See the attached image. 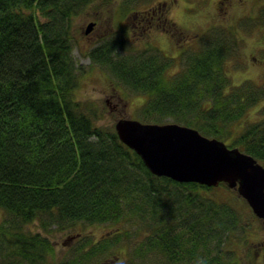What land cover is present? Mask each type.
<instances>
[{
    "label": "trees",
    "instance_id": "16d2710c",
    "mask_svg": "<svg viewBox=\"0 0 264 264\" xmlns=\"http://www.w3.org/2000/svg\"><path fill=\"white\" fill-rule=\"evenodd\" d=\"M147 1L123 0L122 9ZM97 2L0 0V264H99L115 250V238L108 237L56 262L50 239L25 230L36 221L62 229L141 224L147 236L128 253L131 264H233L227 249L240 221L232 208L201 195L216 189L154 176L113 128L100 124L97 105L78 100L88 71L73 55V25ZM169 21L161 14L156 25L176 35ZM125 37L114 34L88 57L116 91L143 97V122L170 117L205 136L230 139L255 91L232 89L224 36L211 35L200 50L181 51L178 73H171L175 60L152 46L126 47ZM235 139L226 143L263 159L264 128H247Z\"/></svg>",
    "mask_w": 264,
    "mask_h": 264
},
{
    "label": "rangeland",
    "instance_id": "374dc122",
    "mask_svg": "<svg viewBox=\"0 0 264 264\" xmlns=\"http://www.w3.org/2000/svg\"><path fill=\"white\" fill-rule=\"evenodd\" d=\"M97 1V5L92 6L74 21L76 45L73 55L77 64L88 71L77 98L82 103L93 102L97 105L104 116L100 123L102 126L114 129L119 119H136L138 114L140 116L138 110L142 106L143 97L124 91L125 89L116 91L107 72L91 66L88 57L91 49L114 34L118 36L124 33L126 47L142 50L152 46L175 60L171 72L175 73L181 69L178 61L180 51L200 50L204 45V39L208 38L210 41L211 35L217 38L220 33L224 36L221 38L223 42L227 41L231 48L227 54L225 70L232 89L241 88L242 92L255 91L247 114L234 126L230 139L224 141H231L232 138L236 140L235 137L241 136L245 129L253 126L264 128V0H150L147 1V5L131 11L122 9L123 0ZM161 14L166 15L169 23L173 22L175 27L179 28L175 38L162 33L161 23L156 25ZM90 22H95L96 26L89 35H85ZM136 22L141 25L138 26ZM165 23L170 25L168 22ZM201 195L235 211L240 224L239 228L231 229L230 233L242 236L246 226L250 241L255 244L264 240L261 222L237 191L221 186L216 190L203 191ZM3 217L4 213L0 210V222ZM140 225L131 227L126 223L118 225L79 223L71 228L62 229L59 226L44 228L36 221L25 226V230L29 234H41L50 239L54 244L56 262L72 260L78 249H82L86 242L100 243L104 242L105 238L114 237L115 250L102 257L99 264H131L127 260L128 253L132 254L133 248L147 236V228ZM139 229L142 231L136 237ZM126 230L129 231L127 243L123 241L126 238L124 237ZM132 258L135 259L133 255ZM149 260L157 259L151 257ZM243 261L235 260L233 264H243Z\"/></svg>",
    "mask_w": 264,
    "mask_h": 264
},
{
    "label": "water",
    "instance_id": "95a60500",
    "mask_svg": "<svg viewBox=\"0 0 264 264\" xmlns=\"http://www.w3.org/2000/svg\"><path fill=\"white\" fill-rule=\"evenodd\" d=\"M95 25L91 22L85 34ZM115 131L154 176L207 187L226 183L264 220V167L252 156L175 123L158 126L123 118L116 121Z\"/></svg>",
    "mask_w": 264,
    "mask_h": 264
},
{
    "label": "flooded vegetation",
    "instance_id": "af4514ba",
    "mask_svg": "<svg viewBox=\"0 0 264 264\" xmlns=\"http://www.w3.org/2000/svg\"><path fill=\"white\" fill-rule=\"evenodd\" d=\"M259 161L264 166L261 163L264 162V157ZM258 220L264 229V220ZM244 229L246 231L242 236H237L236 234L231 235L232 241L229 243L230 247L227 249L229 263H234L235 260L238 262L244 260L243 264H264V240L254 244L252 240L250 241L246 226H244Z\"/></svg>",
    "mask_w": 264,
    "mask_h": 264
},
{
    "label": "bare ground",
    "instance_id": "6f19581e",
    "mask_svg": "<svg viewBox=\"0 0 264 264\" xmlns=\"http://www.w3.org/2000/svg\"><path fill=\"white\" fill-rule=\"evenodd\" d=\"M162 31V33L163 34H165V35H169V31H166V30H161ZM179 72V71H178ZM178 72H175V73H178ZM137 117V118H136ZM135 118L136 119H133V118H126V119H128V120H135V121H139V122H141V123H143V124H150V125H158V126H163V125H170V124H179V123H177V122H175L173 119H171L170 117H168V118H165L164 120H163V122H154V121H152V122H143L141 119H140V117H139V115H137ZM180 125H182V124H180ZM116 132V131H115ZM116 134H117V136H118V133L116 132ZM118 138H119V136H118ZM120 140V139H119Z\"/></svg>",
    "mask_w": 264,
    "mask_h": 264
}]
</instances>
